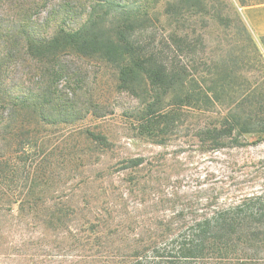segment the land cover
Returning a JSON list of instances; mask_svg holds the SVG:
<instances>
[{
  "label": "rangeland",
  "instance_id": "rangeland-1",
  "mask_svg": "<svg viewBox=\"0 0 264 264\" xmlns=\"http://www.w3.org/2000/svg\"><path fill=\"white\" fill-rule=\"evenodd\" d=\"M104 1L73 0L67 14L65 0H0L1 61L7 63L4 40L21 26L40 39L73 32ZM124 1L138 4L115 0ZM170 2L167 11L163 4L149 11L136 31L159 46L170 43L176 70L205 80L218 99L197 107L177 101V120L158 137L136 130L143 93L119 89L115 65L99 54L60 53L64 72L54 85L48 75L32 76L36 55L27 68L6 64L12 94L54 92L71 116L54 125L21 118L10 138L0 125V264H121L194 221L264 193L263 137L234 132L208 149V136L199 132L241 97L264 89V37L244 15L264 0Z\"/></svg>",
  "mask_w": 264,
  "mask_h": 264
},
{
  "label": "trees",
  "instance_id": "trees-1",
  "mask_svg": "<svg viewBox=\"0 0 264 264\" xmlns=\"http://www.w3.org/2000/svg\"><path fill=\"white\" fill-rule=\"evenodd\" d=\"M136 1V6L127 5V1L116 3L115 0L97 3L77 30L67 32L61 29L43 39L33 37L21 26L4 40L5 62L14 61L16 64L19 61L27 68L28 61L36 55L39 61L35 63L36 72L32 76L43 78L48 75L46 80L54 85L64 72L60 66V53L70 50L81 56L99 54L115 65L119 89L130 93L141 90L143 93L142 107L137 110L136 130L147 137H158L159 129L168 128L177 120V101H186L197 107L213 104L218 94L213 90L215 88H207L205 80L185 76L183 71L176 70L168 54L172 53L170 43L159 46L150 34L137 33L136 25L149 21V11L160 4L167 11L171 8L170 0ZM203 1L194 0V5ZM65 3V11L71 14L73 0H65ZM14 10L20 12L18 5ZM109 14L112 16L107 21L104 16ZM235 18L246 35V41L252 42L242 20L236 14ZM46 59L50 61L46 63ZM7 63L0 59V125L4 126L6 138L12 136L13 126L21 118L32 116L48 125L57 124L61 117L65 119L63 123L68 121L71 114L61 105L62 95L55 96L54 92L45 89L37 95L32 92L26 96L12 94L13 80L6 74ZM88 111L79 114L77 119H82ZM219 118L199 128L200 134L208 136V149L217 148L219 140L232 136L234 132L240 136L259 134L261 139L264 138V89L241 97L236 108H230ZM26 135L22 134V137ZM87 136L106 143L102 136ZM140 163L135 160L133 167ZM144 251L121 264H264V193L248 203L221 208L194 221L175 236L155 242Z\"/></svg>",
  "mask_w": 264,
  "mask_h": 264
},
{
  "label": "crops",
  "instance_id": "crops-1",
  "mask_svg": "<svg viewBox=\"0 0 264 264\" xmlns=\"http://www.w3.org/2000/svg\"><path fill=\"white\" fill-rule=\"evenodd\" d=\"M244 15L253 32L264 37V5L248 7L244 10Z\"/></svg>",
  "mask_w": 264,
  "mask_h": 264
}]
</instances>
